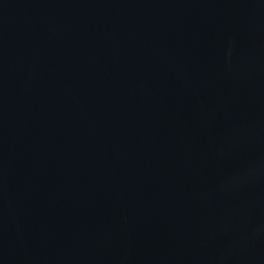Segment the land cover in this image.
Here are the masks:
<instances>
[{
    "label": "water",
    "instance_id": "1",
    "mask_svg": "<svg viewBox=\"0 0 264 264\" xmlns=\"http://www.w3.org/2000/svg\"><path fill=\"white\" fill-rule=\"evenodd\" d=\"M0 264H264V0H0Z\"/></svg>",
    "mask_w": 264,
    "mask_h": 264
}]
</instances>
